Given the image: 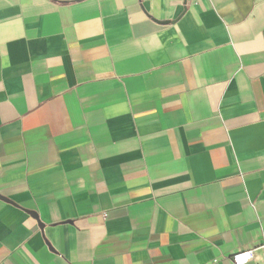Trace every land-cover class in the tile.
<instances>
[{"label": "crops", "instance_id": "crops-1", "mask_svg": "<svg viewBox=\"0 0 264 264\" xmlns=\"http://www.w3.org/2000/svg\"><path fill=\"white\" fill-rule=\"evenodd\" d=\"M0 196V264L264 263V0H0Z\"/></svg>", "mask_w": 264, "mask_h": 264}, {"label": "built area", "instance_id": "built-area-1", "mask_svg": "<svg viewBox=\"0 0 264 264\" xmlns=\"http://www.w3.org/2000/svg\"><path fill=\"white\" fill-rule=\"evenodd\" d=\"M260 248L264 249V245H262ZM253 254L254 250L237 252L231 257V262L232 264H249L253 258Z\"/></svg>", "mask_w": 264, "mask_h": 264}, {"label": "water", "instance_id": "water-1", "mask_svg": "<svg viewBox=\"0 0 264 264\" xmlns=\"http://www.w3.org/2000/svg\"><path fill=\"white\" fill-rule=\"evenodd\" d=\"M163 24H167L168 22H162ZM0 199L6 202H9L7 199L3 198L0 196ZM31 215L35 216V214L33 212H29Z\"/></svg>", "mask_w": 264, "mask_h": 264}]
</instances>
